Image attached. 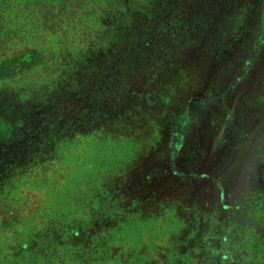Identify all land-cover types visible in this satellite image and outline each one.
<instances>
[{"label": "rangeland", "instance_id": "374dc122", "mask_svg": "<svg viewBox=\"0 0 264 264\" xmlns=\"http://www.w3.org/2000/svg\"><path fill=\"white\" fill-rule=\"evenodd\" d=\"M146 1L87 4L96 14L85 22L74 0H0V62L33 53L0 73V163L24 147L0 173V264L264 260L262 4L244 19L236 6L228 18L192 16L197 35L175 38L162 19L163 47L152 35L130 47L149 63L119 71L125 91L85 86L92 55L137 10L151 15ZM48 107L59 127L35 140L33 121L54 127Z\"/></svg>", "mask_w": 264, "mask_h": 264}, {"label": "trees", "instance_id": "16d2710c", "mask_svg": "<svg viewBox=\"0 0 264 264\" xmlns=\"http://www.w3.org/2000/svg\"><path fill=\"white\" fill-rule=\"evenodd\" d=\"M99 1L100 0H74V5L78 6L77 9H74V10H76V13H78V16H80L81 18L84 15L85 22H87L88 17H89V20H92V18H94L93 14H96V12L94 10L95 8L93 10L87 11L85 9V5H87V4L94 5L95 2L97 3ZM188 1H192V0H147L146 2H148V3L150 2L149 3V5H150L149 11L150 12L149 13H151V15L145 14L144 12L143 13L138 12V10H137V13H135L133 15V18H135V19L132 22H130L129 25H126L125 27L122 28V30L120 31L117 38L114 39L110 43L107 50H105V51L103 50L102 52L99 51V52H96L92 55L89 62L91 64V66L94 67V69L95 68H97V69H96V71H94L92 73L94 76L93 79H92L91 75H86L87 77H90L89 78L90 80L88 83L87 82L85 83L86 84L85 86L91 85L92 81L95 80V82L93 83V85L95 87H97L101 82V84H100L101 87L105 86V87L110 88L107 91V93L108 92H111V93L117 92V94H118L119 92H122V91H120L122 89H123V91H125V89H127V87L123 88V86L121 85V82L124 79V77H123V75H121L119 73V71L122 70L123 67H127L128 69H130V68L135 69L133 67H135L136 65L146 66L149 63V61H146L147 64L141 63L140 61H142V59H139L138 62H135L136 60H134V57L131 54L132 52L130 51V47L133 44L136 45L135 42H138L141 45L147 44L148 38L151 35H152V39H151L150 43L157 44L156 45L157 47H161V46L163 47L166 43V41L164 40V38L166 37V33L162 34V32L164 31V27L162 26L161 22L159 24H157L162 19L164 20L166 18L167 19L172 18V20H174V22L171 25V27L174 28L172 35L175 36V38H177L176 36H179L181 34V32H183V31L184 32L186 31L185 35H188V36L197 35V34H193V32L197 31L196 30L198 28L197 25L200 23L198 21V19H200V18L206 17V18H212L213 19V18H216L218 16L227 17V18L229 16H234L235 15L234 14L235 6H236V8H238L236 15L240 16L241 19H244V16H245L244 14H246V15L256 14L258 12V6L262 4L259 15H260L262 20H263V16H264V0H262V1L259 0V3H256V1H258V0H255V3L251 2L252 0H198V2H200L202 5H206L205 7L207 8V10L202 9L201 7L200 8L196 7V10L193 9L192 7H191V9H189L187 7ZM103 2L110 4L108 2V0H103ZM168 6H172L174 8V10L170 11ZM194 6H196V5H194ZM248 7H249V11L246 12ZM146 8H148V6ZM187 16H191V17L187 18ZM192 16H194L198 19L193 20L194 18ZM200 20L202 22L204 21L203 19H200ZM232 22H237V21H232ZM191 31H193V32H191ZM32 54L25 55V53L22 52L19 54H13L10 58H6L4 61L0 62V73L3 70H13L14 68L16 69V68H20V67H24V66H30L33 63ZM122 54H124V55H122ZM120 61H122V62L119 64ZM108 67H110L111 70H115V68H117V70H115L113 72L114 74H112L111 76L106 78L105 75H102V73L106 72ZM97 71H99V72L97 73ZM82 81L84 82V81H86V79L82 80ZM89 87H91V86H89ZM116 88H117V91L115 90ZM87 95H88L87 93L84 94L85 97H87ZM52 104L54 106V103H52ZM46 105L49 106L48 104H46ZM48 108H51L54 111V107H48ZM45 113H46V111H45ZM56 115H57V112L54 111V119H53L54 120V127H48V125L44 124L45 123L44 121L38 122L36 120L35 123H34V121L32 122V124L30 123L31 124L30 127L31 126L33 127L35 125L32 133H31L33 136L36 137L35 140L39 139V138H37V136H40L41 134L46 133V131H43V129L41 127L47 128L48 135L53 133V129H54V131L57 130L56 128L59 127V124L55 123ZM34 116H35V113L32 114V117H34ZM78 116L80 117V115H78ZM51 119L52 118L50 117L48 122L51 123V121H52ZM261 134L264 135L263 129L261 131ZM10 142H13V144H14L16 142V140H11ZM10 142L8 144H12ZM19 146H20V148L16 147L15 150H12L11 148L8 149L9 151H7L6 154L3 155V160L0 163V173L2 171H4V169H6V167L9 165V160L15 159V156H16L15 154L18 153V150H20V152L23 151V149H24L23 145L19 144ZM257 148L258 149L261 148V150L263 152L261 159H262V163H264V143H263V141L258 144ZM245 150H246V148H245ZM0 159H1V157H0ZM255 185H258L259 191H262V193H263L261 196V204H262V211H263L262 218H264V182L259 183V184L255 183ZM261 204H260V206H261ZM7 206L10 207V205H7ZM12 221H13V218L11 217V215H8L3 220V223H4V225H10L12 223ZM260 221L264 222V220H260ZM26 247H27L26 245L20 246V248H22V249H24ZM256 247H257V245L252 246L253 249L255 248V250H254L255 253L258 251ZM263 261H261L258 264H264Z\"/></svg>", "mask_w": 264, "mask_h": 264}]
</instances>
